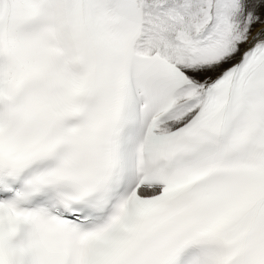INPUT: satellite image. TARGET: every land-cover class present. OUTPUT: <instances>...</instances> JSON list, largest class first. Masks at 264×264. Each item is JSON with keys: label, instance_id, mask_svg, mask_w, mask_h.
Masks as SVG:
<instances>
[{"label": "snow or ice", "instance_id": "obj_1", "mask_svg": "<svg viewBox=\"0 0 264 264\" xmlns=\"http://www.w3.org/2000/svg\"><path fill=\"white\" fill-rule=\"evenodd\" d=\"M0 264H264V0H0Z\"/></svg>", "mask_w": 264, "mask_h": 264}]
</instances>
